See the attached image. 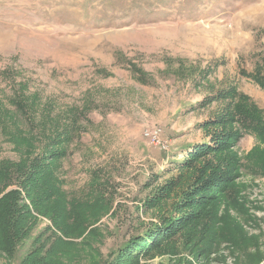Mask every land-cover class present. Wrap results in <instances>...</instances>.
<instances>
[{
    "label": "rangeland",
    "instance_id": "obj_1",
    "mask_svg": "<svg viewBox=\"0 0 264 264\" xmlns=\"http://www.w3.org/2000/svg\"><path fill=\"white\" fill-rule=\"evenodd\" d=\"M263 58L264 0H0V161L20 160L17 129L41 150L73 126L57 176L69 207L82 205L77 217L30 206L31 231L0 264H264V175L245 169V208L228 211L242 226L228 222L220 243L184 233L124 252L171 214L176 198L149 200L211 140L204 123L226 103L214 96L234 86L264 111L242 74ZM157 127L167 149L146 137ZM258 145L245 134L234 152L245 163Z\"/></svg>",
    "mask_w": 264,
    "mask_h": 264
},
{
    "label": "trees",
    "instance_id": "obj_2",
    "mask_svg": "<svg viewBox=\"0 0 264 264\" xmlns=\"http://www.w3.org/2000/svg\"><path fill=\"white\" fill-rule=\"evenodd\" d=\"M242 74L252 78L264 90V58L253 72L243 70ZM214 97L216 101L223 99L226 103L204 123L211 140L190 147L178 163L177 175L160 186L149 200L155 205L176 198L169 205L171 214L164 216L162 223L144 237L134 238L124 250H129L128 256L147 247L148 254L158 252L184 233H195L196 238L199 233L205 234L210 247L212 241L215 244L222 241L219 234L223 232L225 236L224 227L230 228L228 222L242 226L228 211L239 212L246 205L240 195L243 187L237 183L241 171L245 169L255 175H264V111L234 86L219 91ZM22 132L17 129L10 134L20 160L0 161V252L8 254L16 250L32 229L30 206L53 217L56 211H62L66 217H77L82 207L79 203L69 207L57 176L61 166L58 162L67 154L66 144L75 138L74 127L68 125L55 136L51 146L41 150ZM245 134L254 136L263 147L256 146L244 163L234 152V146ZM14 183L19 188L7 190ZM26 197L29 203L25 201ZM61 228L65 229V226ZM83 229L84 226L79 225L72 232L82 234ZM203 242L207 246L205 239L197 242L201 249ZM123 257L119 258L122 264L126 262ZM133 258L138 260L137 256Z\"/></svg>",
    "mask_w": 264,
    "mask_h": 264
},
{
    "label": "built area",
    "instance_id": "obj_3",
    "mask_svg": "<svg viewBox=\"0 0 264 264\" xmlns=\"http://www.w3.org/2000/svg\"><path fill=\"white\" fill-rule=\"evenodd\" d=\"M146 137L149 138L150 142L156 146H159L163 149H167L168 145L166 141L162 138V130L161 128L157 127L151 131L146 133Z\"/></svg>",
    "mask_w": 264,
    "mask_h": 264
}]
</instances>
